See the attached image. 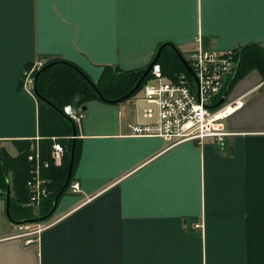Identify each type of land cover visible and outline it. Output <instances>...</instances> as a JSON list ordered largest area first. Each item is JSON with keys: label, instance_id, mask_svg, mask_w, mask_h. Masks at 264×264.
I'll return each instance as SVG.
<instances>
[{"label": "crops", "instance_id": "1", "mask_svg": "<svg viewBox=\"0 0 264 264\" xmlns=\"http://www.w3.org/2000/svg\"><path fill=\"white\" fill-rule=\"evenodd\" d=\"M199 36L220 51L264 49V0H0V150L15 157L27 144L70 140L78 184L31 238L15 236L0 200V264H264L258 71L229 79L225 103L243 105L226 119L223 145L131 135L130 125L156 118L135 94L64 105L83 112L77 127L24 84L41 59L70 61L96 82L106 66L144 69L163 43L188 55Z\"/></svg>", "mask_w": 264, "mask_h": 264}, {"label": "built area", "instance_id": "2", "mask_svg": "<svg viewBox=\"0 0 264 264\" xmlns=\"http://www.w3.org/2000/svg\"><path fill=\"white\" fill-rule=\"evenodd\" d=\"M196 46L186 58L192 70L175 72L172 76L163 75L159 63H155L148 74L149 78L140 85L144 98L155 104L156 118L152 122L130 125V134L134 136H155L163 138L169 146L194 141L203 146L207 143L223 145L230 132L226 128V119L243 105L241 98L212 107L224 96L229 88V79L237 68V50L220 51L203 43L201 36L196 38ZM45 62L39 60L35 68L24 77L25 85H33L34 72ZM63 113L77 127L83 118V112L70 105L63 107ZM153 109L146 108L145 118L153 117ZM63 145L52 138L49 158L43 159L38 145L32 147L27 155L29 176L26 181L28 205L38 206L48 196V181L43 176V168L61 166L64 154ZM71 191L78 190L77 183H70ZM199 227V224H194ZM18 237L37 236L44 225L25 223L15 225ZM31 239L26 240L30 242Z\"/></svg>", "mask_w": 264, "mask_h": 264}, {"label": "trees", "instance_id": "3", "mask_svg": "<svg viewBox=\"0 0 264 264\" xmlns=\"http://www.w3.org/2000/svg\"><path fill=\"white\" fill-rule=\"evenodd\" d=\"M164 48L165 49L162 50L156 61V63L160 64L163 75L172 76L175 72L181 71L190 76V73L174 51L168 46ZM238 60L239 64L235 69L236 75L234 76L241 78L248 72L256 70L264 79V49L259 44H247L241 48V50H237V61ZM51 62L54 63L41 71L36 82L37 92L51 105L57 109H61L67 104H74L75 107L83 108L85 104L92 99L101 100L95 93L93 87L73 68V66L79 68L77 65L61 58H50L46 59L40 68ZM38 70L35 71L34 76ZM80 70L83 71L82 69ZM144 70L145 69L114 71L113 68L106 66L103 74L94 84L108 102L109 100H115L129 92L143 74ZM149 76L150 74H147L145 80L148 79ZM228 90L229 88L227 92ZM221 97L222 96H220L219 99ZM60 143L65 150L63 162L61 166L58 167L52 165L48 168H43L42 174L48 181L49 194L47 197L43 198L36 207L27 204L28 189L26 181L29 176L27 155L30 151V145L27 144L20 149L18 155L15 157H11L3 150H0V200L4 201L5 197L3 193L8 186L9 212L13 221L25 222L26 220H33L48 214L52 209L53 200L66 181L71 159L72 142L68 140L60 141ZM40 146L42 158L48 159L51 144L44 142ZM76 159L77 146L75 145L69 184L72 183L73 180V170ZM69 184L63 193L67 191ZM50 217L51 216L45 220H48Z\"/></svg>", "mask_w": 264, "mask_h": 264}, {"label": "water", "instance_id": "4", "mask_svg": "<svg viewBox=\"0 0 264 264\" xmlns=\"http://www.w3.org/2000/svg\"><path fill=\"white\" fill-rule=\"evenodd\" d=\"M166 46H169L173 51L174 53L177 55V57L179 58V60L182 62V64L185 66V68L188 70L189 73L192 74V70L189 66V63L187 62V60L184 58V56L182 55V53L178 50V48L170 43V42H167V43H163L159 46L153 60L144 68V72L143 74L140 76V78L137 80V82L135 83V85L133 86V88L127 92L126 94H124L123 96L115 99V100H109L108 102H119V101H122L124 99H127L128 97L132 96L140 87L142 81L144 80V78L147 76L148 72L150 71L151 67L156 63L160 53L162 52L163 48L166 47ZM54 62H51L49 64H47L46 66L40 68L37 73L35 74V77H34V83H33V91L35 93V95L41 99L42 101L46 102L47 104L51 105L46 99H44L43 97H41L39 95V93L37 92V88H36V82H37V79H38V76L39 74L41 73L42 70H44L47 66L53 64ZM238 64H239V60H238V63H237V67H238ZM73 68L93 87L95 93L97 94V96L101 99V100H104V101H107V99H105L102 94L100 93V91L98 90V88L95 86L94 82L87 76V74H85L83 71H81L79 68H77L76 66H73ZM193 75V74H192ZM227 96V93L224 94V96H222L220 98V100L214 104L212 107H216V106H219L220 104H222L224 101H225V97ZM52 107H54L53 105H51ZM55 108V107H54ZM57 109V108H56ZM61 112L60 109H57ZM73 155H74V146H72V150H71V159H70V162H69V167H68V173H67V178H66V181L64 183V186L62 187V189L57 193V195L55 196L54 200H53V205H52V209L50 210V212L42 217H38V218H35L33 220H26L25 222H15L13 221V219L11 218L10 216V212H9V187L7 186L6 188V191L3 193V196L5 197V212H6V216L10 219V221L14 224H22V223H34V222H38V221H43L45 220L46 218H48L49 216H52V214L55 212V209H56V206H57V203H58V199L59 197L62 195V193L64 192V190L67 188L68 184H69V181H70V177H71V172H72V166H73ZM3 170H4V167H3Z\"/></svg>", "mask_w": 264, "mask_h": 264}, {"label": "rangeland", "instance_id": "5", "mask_svg": "<svg viewBox=\"0 0 264 264\" xmlns=\"http://www.w3.org/2000/svg\"><path fill=\"white\" fill-rule=\"evenodd\" d=\"M184 57H188V55L185 53L184 54ZM143 95V92H142V89H138L136 92H135V96H138V97H141ZM227 102V101H226Z\"/></svg>", "mask_w": 264, "mask_h": 264}]
</instances>
